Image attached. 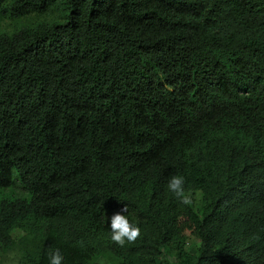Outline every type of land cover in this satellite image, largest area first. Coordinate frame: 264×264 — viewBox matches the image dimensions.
I'll list each match as a JSON object with an SVG mask.
<instances>
[{"label":"trees","instance_id":"1","mask_svg":"<svg viewBox=\"0 0 264 264\" xmlns=\"http://www.w3.org/2000/svg\"><path fill=\"white\" fill-rule=\"evenodd\" d=\"M126 206L143 233L121 248ZM50 247L264 264V0H0V264Z\"/></svg>","mask_w":264,"mask_h":264},{"label":"clouds","instance_id":"2","mask_svg":"<svg viewBox=\"0 0 264 264\" xmlns=\"http://www.w3.org/2000/svg\"><path fill=\"white\" fill-rule=\"evenodd\" d=\"M186 184L187 180L183 175H172L167 182L166 191L175 196L181 204L191 205L192 200L190 193L186 190ZM122 211L128 214L116 213L111 217L110 238L113 243L124 248L135 244L141 238L143 229L138 222H134L135 218H129L131 213L128 206ZM77 243L82 246V242L78 241ZM47 255L49 264H64L65 256L60 248L50 247Z\"/></svg>","mask_w":264,"mask_h":264},{"label":"rangeland","instance_id":"3","mask_svg":"<svg viewBox=\"0 0 264 264\" xmlns=\"http://www.w3.org/2000/svg\"><path fill=\"white\" fill-rule=\"evenodd\" d=\"M22 234H23V232L20 229V230H16L15 233L13 234V236L17 239ZM186 236H187L188 245L189 246H193L196 243L195 237L192 234H190V233H187ZM98 263H100V264H111V263H109L108 261H106L104 259L99 260Z\"/></svg>","mask_w":264,"mask_h":264}]
</instances>
